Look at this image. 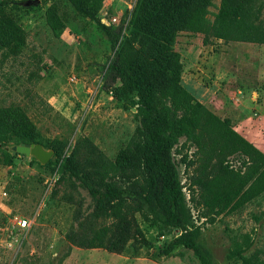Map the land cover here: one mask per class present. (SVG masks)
I'll return each mask as SVG.
<instances>
[{
    "label": "rangeland",
    "instance_id": "1",
    "mask_svg": "<svg viewBox=\"0 0 264 264\" xmlns=\"http://www.w3.org/2000/svg\"><path fill=\"white\" fill-rule=\"evenodd\" d=\"M137 1L118 0L109 11L126 21ZM205 1L211 20L228 2L246 22H264V0ZM53 4L66 22L61 33L46 21ZM25 5L7 9L26 40L18 48H0V107H22L36 126L35 141L53 157L45 164L19 152L20 145H0L14 156L8 165L0 154V188L7 193L0 195V264H202L192 250L163 254L182 231L154 220L150 212L147 201L157 191L153 193L151 158L140 137L142 118L137 99L123 104L114 97L118 83L109 78L108 67L115 51L104 28L80 15L67 0H33ZM175 50L183 64L182 85L194 95L192 82L210 87L215 96L210 94L204 102L192 95L230 120L235 131L264 154V44L181 32ZM241 87L258 93L250 89L235 97ZM226 88L233 99L224 97ZM84 138L113 162L126 163L124 173L115 178V188L136 209L142 208L133 220L147 245L132 241L122 253H112L78 244L86 231L80 223L89 216L100 226L107 220L91 198L93 183L86 181L84 188L77 181L73 189L63 168ZM52 147H58L61 157H55ZM171 159L189 211L188 227L200 230L198 244L211 264H264V166L225 147L201 151L186 138L171 150ZM217 185L239 191L240 196L230 206L217 205L213 201ZM102 187L98 190L104 191ZM65 194L83 201L84 220H75L77 207L64 200ZM243 195L244 204L232 210ZM153 199L156 203L158 198ZM15 216L27 219L28 227L17 226Z\"/></svg>",
    "mask_w": 264,
    "mask_h": 264
},
{
    "label": "trees",
    "instance_id": "2",
    "mask_svg": "<svg viewBox=\"0 0 264 264\" xmlns=\"http://www.w3.org/2000/svg\"><path fill=\"white\" fill-rule=\"evenodd\" d=\"M32 1L0 0V48L9 50L24 45L26 33L7 9ZM48 1L41 0L43 3ZM67 1L80 15L96 20L110 39L115 55L108 74L113 83H118L113 92L115 99L123 104L131 98L137 99L134 102L142 118L140 137L148 149H145L146 155L151 158L148 163L154 171V178L150 181L153 193L157 191L147 204L154 220L182 231L163 254L171 256L177 249L183 248L192 250L202 264H211L198 244L200 230L188 227L189 211L172 165L171 150L182 138H186L201 151L211 153L225 147L257 161L261 166H264V154L236 132L230 120L220 118L198 102L182 85L183 64L181 55L175 50V41L179 33L189 32L211 33L219 39L264 44V22H246L235 15L236 9L228 2L222 3L219 13L211 20L205 0H138L131 13L127 33L123 35L122 26L109 28L101 24L98 14L104 0ZM46 21L54 32L61 33L66 28L56 4L47 9ZM36 132V126L22 107H0L2 147L39 144L35 141ZM52 148L55 157L59 158L58 147ZM0 154L6 164L13 163L11 153L0 149ZM125 165L120 160L113 162L107 158L87 138L79 140L63 162L67 180L73 189H77V181L82 182L84 188L88 186L86 181L93 183L95 187L89 188L91 198L98 204L100 216L107 217L102 226L95 222L94 216L84 220L83 201L72 194H65L64 200L77 207L75 220H84L80 223L81 229L86 230L83 239L78 242L81 247L122 253L132 241L148 244L133 220L134 214L141 212L142 208L136 209L115 188V178L124 173ZM101 187L104 191L98 190ZM239 196V191L217 185L213 201L217 205L225 203V206H230ZM153 198H158L156 203ZM243 198L244 195L232 210L244 204Z\"/></svg>",
    "mask_w": 264,
    "mask_h": 264
},
{
    "label": "built area",
    "instance_id": "3",
    "mask_svg": "<svg viewBox=\"0 0 264 264\" xmlns=\"http://www.w3.org/2000/svg\"><path fill=\"white\" fill-rule=\"evenodd\" d=\"M117 1L118 0H104L103 7L101 11L99 12L98 17H99L101 24L109 28L122 26L123 35H124L127 33L130 17L127 18L126 21H123V19H121L120 17L116 16L111 11H109V8H111L114 5V3H116ZM72 79H76V78H72ZM0 195L3 197H6L7 193L2 188H0ZM14 223L20 228H27L29 225L27 219L23 217H18V216L14 217Z\"/></svg>",
    "mask_w": 264,
    "mask_h": 264
},
{
    "label": "crops",
    "instance_id": "4",
    "mask_svg": "<svg viewBox=\"0 0 264 264\" xmlns=\"http://www.w3.org/2000/svg\"><path fill=\"white\" fill-rule=\"evenodd\" d=\"M198 82V81H197ZM192 82V85H193V88L195 89V97L199 100V101H201V102H204V100H207V98H209V96H210V94H212V96L214 97L215 95H214V93H212L211 91H210V87H207V88H204L202 85H201V83L200 82ZM243 85H247V84H244V83H242ZM216 85L217 86H219L220 85V83H219V81L217 80L216 81ZM212 89V88H211ZM252 90L253 92L252 93H258L256 90H254V89H252V88H246V90H243L242 89V87L241 88H237V92L234 94L235 95V97H237L238 95H242V94H244V93H247V92H249V90ZM211 92V93H210ZM224 92V93H223ZM223 94H225L224 95V97L225 96H227V95H229L230 96V98L231 99H233L234 97L230 94V93H232L229 89H224L223 90ZM210 102V101H209ZM208 102V103H209ZM245 124H246V122H245ZM248 124V123H247Z\"/></svg>",
    "mask_w": 264,
    "mask_h": 264
},
{
    "label": "water",
    "instance_id": "5",
    "mask_svg": "<svg viewBox=\"0 0 264 264\" xmlns=\"http://www.w3.org/2000/svg\"><path fill=\"white\" fill-rule=\"evenodd\" d=\"M17 150L21 153L34 155L39 161L45 164L48 163L53 157L52 152H48L43 148L42 145L39 144L35 146H31L30 144H22L17 148Z\"/></svg>",
    "mask_w": 264,
    "mask_h": 264
}]
</instances>
